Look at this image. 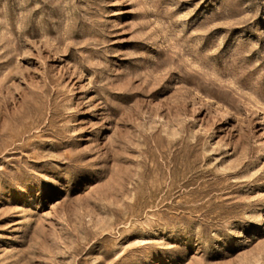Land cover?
I'll use <instances>...</instances> for the list:
<instances>
[{
    "label": "rangeland",
    "instance_id": "rangeland-1",
    "mask_svg": "<svg viewBox=\"0 0 264 264\" xmlns=\"http://www.w3.org/2000/svg\"><path fill=\"white\" fill-rule=\"evenodd\" d=\"M0 264H264V0H0Z\"/></svg>",
    "mask_w": 264,
    "mask_h": 264
}]
</instances>
